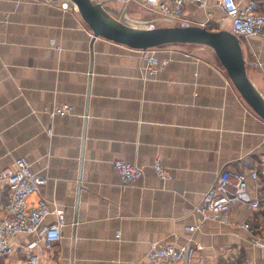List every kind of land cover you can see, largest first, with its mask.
<instances>
[{"label":"crops","instance_id":"0c3cea01","mask_svg":"<svg viewBox=\"0 0 264 264\" xmlns=\"http://www.w3.org/2000/svg\"><path fill=\"white\" fill-rule=\"evenodd\" d=\"M93 1L126 28L173 24L144 0ZM207 2L206 10L186 4L181 26L229 31ZM241 40L247 76L264 97V34ZM188 46L160 47L170 63L146 74L137 51L94 38L68 0H0V171L25 158L46 179L29 201L65 214L54 249L33 250L39 264H147L151 242L201 244L188 264H264L262 211L236 207L227 224L185 230L221 171L249 172L264 159V121L208 47ZM61 105L71 113L50 118ZM158 157L171 179L157 177ZM115 160L138 166L142 178L123 187ZM247 184L252 198L264 192L263 182ZM30 241L14 237L0 264H26L21 249Z\"/></svg>","mask_w":264,"mask_h":264},{"label":"built area","instance_id":"2783aa9c","mask_svg":"<svg viewBox=\"0 0 264 264\" xmlns=\"http://www.w3.org/2000/svg\"><path fill=\"white\" fill-rule=\"evenodd\" d=\"M53 2L55 0H49ZM145 8L158 16L165 17L173 24L181 25L186 4L190 3L200 9H208L207 0H144ZM229 20V31L240 39L263 37L264 12L261 11L258 0H214ZM153 27H147L149 29ZM160 47L139 50V59L146 74H154L170 63V59H159ZM72 107L61 105L48 111L50 118L56 115L71 113ZM48 134H51L49 129ZM113 169L117 173L123 187L134 185L143 176V171L136 165L123 160H115ZM154 171L160 180L171 179L159 157L154 164ZM248 180L264 183V159L249 172L221 171L214 183L203 194L200 202L193 208L197 217L195 225L185 228L186 231L200 230L204 224L214 221L220 224L228 223V215L232 209L243 207L246 210L264 212V192L252 198L249 193ZM46 179L33 172L25 158L14 159L11 166L0 171V259L11 254V241L18 235H27L31 241L21 249L26 264H39V256L33 252L40 245L47 251L54 249L61 239V228L65 223V214L53 209L46 200L38 199L30 202L29 198L45 185ZM55 216V221L45 224L47 217ZM241 228L250 230V225L242 223ZM119 239V234L116 235ZM264 247L263 243H259ZM198 243L177 247L174 244H159L151 242L146 255L147 264H188L196 250H202ZM241 264H260L254 259L245 257Z\"/></svg>","mask_w":264,"mask_h":264},{"label":"water","instance_id":"95a60500","mask_svg":"<svg viewBox=\"0 0 264 264\" xmlns=\"http://www.w3.org/2000/svg\"><path fill=\"white\" fill-rule=\"evenodd\" d=\"M72 3L94 38H103L139 51L166 45H201L208 47L244 103L264 121V97L247 76L242 40L228 30L212 31L204 26L126 28L108 18L101 4L93 0H68Z\"/></svg>","mask_w":264,"mask_h":264},{"label":"rangeland","instance_id":"374dc122","mask_svg":"<svg viewBox=\"0 0 264 264\" xmlns=\"http://www.w3.org/2000/svg\"><path fill=\"white\" fill-rule=\"evenodd\" d=\"M188 47H193V48L195 47V48H197V46H195V45H189Z\"/></svg>","mask_w":264,"mask_h":264},{"label":"bare ground","instance_id":"6f19581e","mask_svg":"<svg viewBox=\"0 0 264 264\" xmlns=\"http://www.w3.org/2000/svg\"><path fill=\"white\" fill-rule=\"evenodd\" d=\"M201 47H205V46H201ZM209 49V48H208Z\"/></svg>","mask_w":264,"mask_h":264},{"label":"trees","instance_id":"16d2710c","mask_svg":"<svg viewBox=\"0 0 264 264\" xmlns=\"http://www.w3.org/2000/svg\"><path fill=\"white\" fill-rule=\"evenodd\" d=\"M210 30V29H209Z\"/></svg>","mask_w":264,"mask_h":264}]
</instances>
